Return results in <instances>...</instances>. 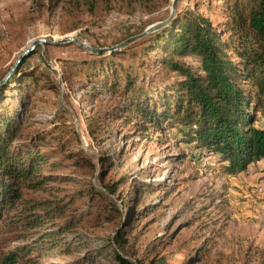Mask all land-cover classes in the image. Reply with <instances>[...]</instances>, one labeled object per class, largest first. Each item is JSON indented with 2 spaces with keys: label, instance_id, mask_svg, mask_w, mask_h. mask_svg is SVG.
<instances>
[{
  "label": "rangeland",
  "instance_id": "374dc122",
  "mask_svg": "<svg viewBox=\"0 0 264 264\" xmlns=\"http://www.w3.org/2000/svg\"><path fill=\"white\" fill-rule=\"evenodd\" d=\"M231 2L178 0L174 14L198 15L222 30ZM170 4L114 2L90 12L65 5L51 9L46 0H0V80L33 41L75 37L107 48L164 21ZM138 41L114 57L117 88L127 74L142 93L141 108L163 116L173 101L175 76L161 71L160 53L140 56L145 46ZM32 52L22 75L0 94V115L17 114L21 137L44 140L40 151L47 162L40 175L53 179L35 190L22 187V198L71 205L62 219L32 231L45 235L26 264H116L115 252L140 264H264V160L227 174L217 155L186 143L176 123L161 122L157 130L140 114L125 112L117 90L107 89L114 85L111 78L86 77L84 64L93 57L84 50L65 43L37 45ZM26 74L31 81L24 80ZM117 105L125 117L101 119L89 139L83 118L102 117ZM262 125L257 112L255 126ZM112 184V194L103 191ZM65 220L70 224L59 233L56 226ZM118 229L126 243L115 246ZM22 242L0 239V254Z\"/></svg>",
  "mask_w": 264,
  "mask_h": 264
},
{
  "label": "trees",
  "instance_id": "16d2710c",
  "mask_svg": "<svg viewBox=\"0 0 264 264\" xmlns=\"http://www.w3.org/2000/svg\"><path fill=\"white\" fill-rule=\"evenodd\" d=\"M149 1L46 0V7L53 9L65 5L92 12L98 4L106 7L114 2L144 5ZM138 43L145 46L140 56H147L150 51L160 53L161 71L175 76L171 84L173 101L163 116H157L156 110L141 108L137 100L142 93L127 74H123V84L117 88L120 77L115 70L118 66L113 62L114 57L121 55L129 44L110 53L87 52L93 59L90 64H84L90 73L86 77L90 80L102 74L106 81L111 78L114 85L107 89L112 93L117 90L118 98L127 106L125 112L140 114L157 130L161 122L169 126L176 123L183 140L217 155L227 174L242 172L248 165L264 160V0H232L222 30L198 15L174 14L165 27L139 39ZM33 54L21 60L0 87L1 95L22 75L24 62ZM31 77L26 74L23 78L29 82ZM122 109V105H117L105 110L102 117L85 116L87 137L94 140L101 119L124 118ZM257 112L262 118L261 127L255 126ZM9 115L8 110L0 115V239L25 242L0 254V264H26L30 259L27 256L38 251L36 247L45 235L32 231L62 219L71 201L22 198V187L35 190L53 178L40 175L42 165L47 162L46 154L40 151L44 147L43 138L21 137L19 117ZM133 127L136 128V124ZM104 160L101 156L96 162L100 165ZM144 187L140 186L139 191ZM114 188V184L104 186L103 191L112 194ZM88 194L92 197V193ZM69 224L70 221L65 220L56 226L57 231L65 232ZM113 243L115 246L126 243L121 229L116 231ZM114 261L116 264H140L131 263L116 252Z\"/></svg>",
  "mask_w": 264,
  "mask_h": 264
},
{
  "label": "water",
  "instance_id": "95a60500",
  "mask_svg": "<svg viewBox=\"0 0 264 264\" xmlns=\"http://www.w3.org/2000/svg\"><path fill=\"white\" fill-rule=\"evenodd\" d=\"M177 1L178 0H171L169 14L164 21L151 24V25L145 27L139 34L132 36V37H129V38L121 41L120 43L115 44V45L110 46V47H107V48L90 47L87 44H85L84 42L79 41L75 37H64L60 40L38 39L36 41H33L28 45V47L25 50H23L16 57V59L14 60L12 65L9 67L8 71L5 73L4 77L0 80V86H2L8 80V78L11 76V74L16 69V67L21 62V60L24 59L26 56H28L34 50V48L37 45H47V44L60 45V44H65V43H72V44L76 45L77 47L81 48L82 50H84L90 54L110 53L114 50L120 49L129 43H132L136 40H139V39H141V38H143L149 34H152L156 31H158L159 29L165 27L171 21V19L173 17L174 10H175L174 8H175V4L177 3Z\"/></svg>",
  "mask_w": 264,
  "mask_h": 264
},
{
  "label": "built area",
  "instance_id": "2783aa9c",
  "mask_svg": "<svg viewBox=\"0 0 264 264\" xmlns=\"http://www.w3.org/2000/svg\"><path fill=\"white\" fill-rule=\"evenodd\" d=\"M256 190H257V192H261L262 191V186H258V188Z\"/></svg>",
  "mask_w": 264,
  "mask_h": 264
}]
</instances>
